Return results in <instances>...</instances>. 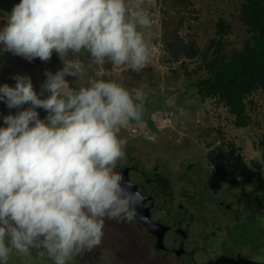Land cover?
Returning <instances> with one entry per match:
<instances>
[{
	"label": "clouds",
	"instance_id": "clouds-1",
	"mask_svg": "<svg viewBox=\"0 0 264 264\" xmlns=\"http://www.w3.org/2000/svg\"><path fill=\"white\" fill-rule=\"evenodd\" d=\"M149 3L19 0L0 13V55L46 62L55 52L62 62L43 73L39 93L27 74L0 84V102L17 109L0 126V264L30 250L68 264L100 247L105 221L137 216L143 196L116 166L125 158L122 130L142 123L146 92L99 72L80 82L93 66L145 67Z\"/></svg>",
	"mask_w": 264,
	"mask_h": 264
},
{
	"label": "rangeland",
	"instance_id": "rangeland-1",
	"mask_svg": "<svg viewBox=\"0 0 264 264\" xmlns=\"http://www.w3.org/2000/svg\"><path fill=\"white\" fill-rule=\"evenodd\" d=\"M240 3V0H150L147 8L153 18V27L148 37L150 55L145 67L133 71L129 66L117 68L106 63L93 66L80 82L86 84L89 75L99 72L103 78L115 80L126 88L143 87L146 101L142 123H130L122 130L126 139L124 149L134 148L144 165L148 168L162 165L176 175L175 179L182 178L184 172L186 175L188 164L196 163L200 165L201 175L205 174L203 182L210 194L216 197L227 194V198L243 206L244 222H240L241 227L233 225V234L236 235L229 236V246L223 245L225 234L216 227L214 230L220 231L216 238L198 239L199 246L206 247L207 252H199L196 264H264V167L262 179L251 183L244 180L234 183L231 178L219 183L216 177L218 166L225 164L224 154L229 156L233 150L242 155L251 168H254V162L262 161L264 95L257 93L248 99L251 123L247 128H237L221 103L201 100L194 90L188 89L200 75L195 73L202 67L200 58L190 61L175 56L181 51L179 46H190L192 42H195L196 49H206L215 38L217 23L221 19L231 25V34L223 42L226 50L241 48L246 29L240 19ZM4 23L0 20V26ZM1 56L0 84L12 86V75L27 74L37 93L40 92L43 73H54L62 67L55 52L50 60L40 63L35 59V64L34 60L28 62L20 56L14 59L11 53ZM66 80L71 85L74 78L66 77ZM16 111L0 102V126H3V115H15ZM37 111L41 119L47 114L42 109ZM216 156L221 159L214 163L212 158ZM190 171L194 172L193 167ZM176 182L179 189L178 180ZM103 231L100 247L74 256L68 264L182 263L168 260L151 249L147 233L134 219L122 223L105 221ZM235 239L247 246L242 257L239 254L240 259L234 246ZM184 260L188 264L192 262L187 257ZM47 261L51 259L43 250H30L23 255L13 252L8 264H47Z\"/></svg>",
	"mask_w": 264,
	"mask_h": 264
},
{
	"label": "flooded vegetation",
	"instance_id": "flooded-vegetation-1",
	"mask_svg": "<svg viewBox=\"0 0 264 264\" xmlns=\"http://www.w3.org/2000/svg\"><path fill=\"white\" fill-rule=\"evenodd\" d=\"M16 3H19V0H0V13L10 12ZM44 79L43 76V81ZM126 151L135 152L133 160L117 165L116 170L122 174L126 182L133 185V191H138L143 196L134 221L147 233L152 243L151 249L163 254L168 260L188 264L184 260L187 257L192 261L191 264H196L199 252L203 250L207 252L206 247L199 246L198 239L216 238L219 231L214 230L216 227L221 228L225 234L223 245L229 246V236L236 235L233 234V225L241 227L240 222H244L243 206H238L241 203L235 204L233 199L227 198L229 197L227 194L221 193L218 197L210 194L203 182L205 174L201 175L199 172L200 165L188 164L185 171H190L193 167L194 172H190L195 175L186 176L184 172L179 181L175 179L176 175H172L162 165L148 168L138 158L139 152L134 148L127 147L124 149V152ZM177 180L179 189L176 187ZM234 246L240 259L239 254L242 257L247 246L236 239ZM52 263L47 261V264Z\"/></svg>",
	"mask_w": 264,
	"mask_h": 264
},
{
	"label": "trees",
	"instance_id": "trees-1",
	"mask_svg": "<svg viewBox=\"0 0 264 264\" xmlns=\"http://www.w3.org/2000/svg\"><path fill=\"white\" fill-rule=\"evenodd\" d=\"M240 1V19L246 29L241 48L226 50L223 42L231 34V25L221 19L217 23L215 38L206 49L198 50L192 42L190 46H179L181 51L175 56L190 61L200 58L202 67L195 72L200 75L188 89L194 90L201 100L221 103L234 120L235 127L247 128L251 123L248 99L257 93L264 95V0ZM260 145L262 161L254 162V168L234 150L230 152V157L224 154L222 159L225 164L218 166V182H225L227 178L234 183L239 180L248 183L260 181L264 167V140ZM134 154V151H126L125 158L117 165L132 161ZM219 159V156L212 158L214 163ZM190 174L188 171L186 176Z\"/></svg>",
	"mask_w": 264,
	"mask_h": 264
},
{
	"label": "water",
	"instance_id": "water-1",
	"mask_svg": "<svg viewBox=\"0 0 264 264\" xmlns=\"http://www.w3.org/2000/svg\"><path fill=\"white\" fill-rule=\"evenodd\" d=\"M11 55H12V54H11ZM0 57H2V56L0 55ZM11 57L15 59V58H17V57H19V56H13V55H12Z\"/></svg>",
	"mask_w": 264,
	"mask_h": 264
}]
</instances>
